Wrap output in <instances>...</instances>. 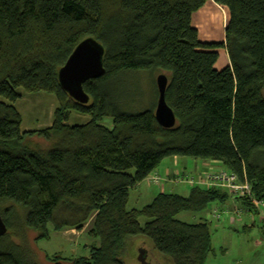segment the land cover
Segmentation results:
<instances>
[{"label": "trees", "instance_id": "16d2710c", "mask_svg": "<svg viewBox=\"0 0 264 264\" xmlns=\"http://www.w3.org/2000/svg\"><path fill=\"white\" fill-rule=\"evenodd\" d=\"M206 1L0 0V264H38L27 231L36 242L89 222L88 254L71 264H126L136 237L169 264H205L214 254L209 222L176 216L224 206V189L187 184L186 195L162 191L127 208L130 190L169 157L217 162L264 200V0H211L227 15L222 43L199 41L191 24ZM87 37L104 49L103 72L82 84L81 104L61 89L57 71ZM218 47L229 62L222 69ZM140 70L167 76L173 127H161L154 109L123 108L114 86ZM37 92L56 100L51 124L21 131L14 104ZM71 113L88 120L69 124Z\"/></svg>", "mask_w": 264, "mask_h": 264}, {"label": "rangeland", "instance_id": "374dc122", "mask_svg": "<svg viewBox=\"0 0 264 264\" xmlns=\"http://www.w3.org/2000/svg\"><path fill=\"white\" fill-rule=\"evenodd\" d=\"M226 20L225 10L219 5L215 6L211 0H207L191 16V24L196 26L198 39L201 42L222 43L224 41ZM217 52L218 57L215 68L222 69L228 64V58L223 47H218ZM156 76L157 73L145 70L124 74L114 86L120 102L124 106L123 108L130 112L154 109L156 102ZM14 106L21 115V131L35 130L51 124L56 100L54 96L44 92L28 93L23 94ZM87 118L86 115L71 113L68 123L80 124L85 122ZM101 123L106 127H111L112 124L111 119L108 117H105ZM36 144L40 147L47 146L41 140H37ZM174 158L178 161L187 160L189 166L184 169L178 161V163H173ZM199 163L200 160L189 157H169L163 159L156 170L160 171L161 174V171L168 166V169L175 171L174 173L176 174H181L184 169L185 173L190 176L200 172L198 166L197 170H195L196 167L194 168L195 164ZM169 186L170 188H164V191L186 195L189 190V186L186 184H169ZM159 188V185H151L144 181L140 182L136 188L130 190L127 208H141L160 191ZM232 203L234 204L236 201H228L226 203L228 208L233 207ZM217 207L218 211L223 210V206L217 205ZM236 207L240 210L233 217L240 219H236L232 224L228 223V217L225 213L221 212L220 218L215 219L210 215L211 211L208 209L200 213L180 212L176 216L177 219L189 223L198 222L202 219H206L209 222L214 254L208 256L205 264H264V238L261 232V226L264 222V210L250 211L241 204ZM140 222H144V219L140 218ZM89 226L90 222L83 225L80 230L50 231L48 239L36 242H33L34 233L27 231L26 237L32 252V258L38 264H53V262L45 259V255L49 257L55 256L58 264H71L66 260L78 256H87L88 244L91 243V240L86 236V230ZM142 248L149 259L146 264H169L166 259L163 260L154 252L153 254L155 255L152 256L148 251V249L152 250L150 242L141 237L134 238L129 244L124 258L125 263L141 264L138 260V255ZM154 257L156 262L153 261Z\"/></svg>", "mask_w": 264, "mask_h": 264}, {"label": "water", "instance_id": "95a60500", "mask_svg": "<svg viewBox=\"0 0 264 264\" xmlns=\"http://www.w3.org/2000/svg\"><path fill=\"white\" fill-rule=\"evenodd\" d=\"M103 47L93 38L81 40L71 51L65 62L57 71V81L61 89L75 102L85 104L88 96L83 91L82 84L89 79L98 78L103 72ZM157 100L153 111L156 122L163 128H171L175 124V116L167 105L164 97L167 76L159 73L155 78ZM7 231V227L0 216V237ZM141 264L149 259L142 248L138 255Z\"/></svg>", "mask_w": 264, "mask_h": 264}, {"label": "built area", "instance_id": "2783aa9c", "mask_svg": "<svg viewBox=\"0 0 264 264\" xmlns=\"http://www.w3.org/2000/svg\"><path fill=\"white\" fill-rule=\"evenodd\" d=\"M164 177L165 176H162V174H159L157 171H152L146 177L145 181L151 185H160ZM172 182L174 184L186 183L190 186L198 185L205 188H221L229 194L230 201L235 202L239 199H246L256 211L264 210V200L255 198L246 182L238 181L235 175L223 168L206 169V171L202 172L198 177L174 173ZM222 208L223 210L218 211L217 205H212L209 209V211H211L210 215L215 219H219L221 212L225 213L227 216H233L234 214L237 215L240 210L234 204L233 207L228 208V205H224Z\"/></svg>", "mask_w": 264, "mask_h": 264}, {"label": "crops", "instance_id": "0c3cea01", "mask_svg": "<svg viewBox=\"0 0 264 264\" xmlns=\"http://www.w3.org/2000/svg\"><path fill=\"white\" fill-rule=\"evenodd\" d=\"M213 2V1H212ZM213 4L215 5V6H217V4H215L214 2H213ZM193 27H195L196 28V26H193ZM229 63V62H228ZM228 65V64H227ZM88 120V118L86 119V121ZM85 121V120H84ZM85 121V122H86ZM82 123H84V122H82ZM178 160L176 159V158H174L173 159V163H178L179 162V164L182 166V167H184V169H185V167H187V166H189V164H188V161L187 160H181V161H178ZM196 163V162H195ZM197 166L200 168V172H198V173H195L194 175H190V176H192V177H198L202 172H204V171H206V169H209V168H215V169H218V168H221V166H220V164L219 163H217V162H214V161H200V163L199 164H195V166H194V168H195V170H197L198 168H197ZM165 167V166H164ZM167 167V168H166ZM165 168H164V170H162L161 172V174H162V176H165L164 177V179L162 180V182H161V184L159 185L160 186V188H159V192H162V191H164L165 189L164 188H170V186H169V184H173V185H179V184H186V183H179V184H174L173 182H172V178H173V174H174V172L171 170V169H168L169 167L168 166H166ZM184 169H183V171H181L182 173L181 174H185V175H187V173H185V171H184ZM155 171H157V170H155ZM159 174H160V171H157ZM189 175V174H188ZM144 182H146V181H144ZM147 183V182H146ZM140 184V183H139ZM139 184H137L134 188H136ZM187 185V184H186ZM165 192H167V191H165ZM239 204V202H236V203H234V205L235 206H237L238 204ZM225 205H228V204H225ZM228 217V223H233L234 221H236V219L238 220V219H240V218H235V217H233V216H227ZM263 219V218H262ZM245 227H248V226H246V225H244ZM222 251V250H221ZM206 262V261H205Z\"/></svg>", "mask_w": 264, "mask_h": 264}]
</instances>
